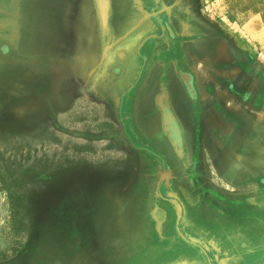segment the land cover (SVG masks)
Listing matches in <instances>:
<instances>
[{"label":"rangeland","instance_id":"1","mask_svg":"<svg viewBox=\"0 0 264 264\" xmlns=\"http://www.w3.org/2000/svg\"><path fill=\"white\" fill-rule=\"evenodd\" d=\"M199 2L264 60V0ZM24 3L21 52L27 57L19 58L13 31L0 32V264H166L163 254L173 242L161 239L151 211L159 179L173 186L181 178L168 165L163 169L161 157L171 154L157 155L160 145L138 121L150 114V105L138 108L146 91L130 96L126 107L127 85L112 89L106 79L100 92L89 90L78 78L86 64L51 55L61 48L52 50L49 38L63 30ZM165 194L175 192L165 188ZM255 228L261 250L254 261L245 251V264H264V220ZM211 237L197 238L207 243ZM208 248L209 256L222 254ZM199 252L184 251L176 264H204Z\"/></svg>","mask_w":264,"mask_h":264},{"label":"crops","instance_id":"2","mask_svg":"<svg viewBox=\"0 0 264 264\" xmlns=\"http://www.w3.org/2000/svg\"><path fill=\"white\" fill-rule=\"evenodd\" d=\"M101 1L105 3V0H29L33 14L41 13L45 24L53 23L63 30L49 38L52 50L61 48V52L52 51L57 54L51 55H62L58 60L63 63L87 65L84 72L79 73V79L87 80L100 65L107 37L116 32L112 29H116L119 15L124 19L129 13V0L121 1V11L115 0H108L106 31ZM23 6L24 0H0V32L13 31L21 59L27 57L21 52ZM220 47L219 41L211 38L179 40L173 48L177 49L184 70L193 76L195 98L187 93L184 81L176 75L173 76L178 94L173 88L172 75H168L171 77L166 85L171 87L172 108L185 144L184 155L195 156L196 171L198 176L201 174L197 183L203 190L213 189L214 196L221 199L209 208L210 200L202 197L197 215L216 216L218 210L222 214L229 213L233 210L229 203L238 200L247 203L241 208V213L247 210L242 216L254 223L260 222L264 220V61L240 48L235 55L223 53ZM152 63L159 68L161 62L153 60ZM165 75L161 76L162 82ZM154 90L152 98L158 95L157 89ZM143 94H146L143 99H148L147 93ZM149 128L148 124L144 130ZM170 145L169 154L178 155ZM249 233L259 235L258 244L252 242L245 247L250 260L254 261L261 249L262 233H258L255 226L251 231L239 230V234L249 236Z\"/></svg>","mask_w":264,"mask_h":264},{"label":"flooded vegetation","instance_id":"3","mask_svg":"<svg viewBox=\"0 0 264 264\" xmlns=\"http://www.w3.org/2000/svg\"><path fill=\"white\" fill-rule=\"evenodd\" d=\"M121 1L115 0L119 11L123 10ZM129 2V13H126L124 19L119 15L118 24H115L116 29H112L116 32L107 37V44L103 48L102 61L87 79L88 89L94 93L100 92L104 85L102 82L106 79L107 82L105 83H108L112 89L127 85L128 88L124 97V101L126 98L127 102L126 107L132 101V95L137 94L139 90L146 91L148 99H143L138 108L141 109V105L144 106L143 108L150 105V110L148 109L150 114L146 118L140 114L141 117L138 121L140 122L141 119L143 126L147 128L149 124L150 128L143 131L145 135L152 137V143L156 142L160 145L158 149L161 151L157 155H168L172 151L170 143L173 148L174 145L164 127L163 114L158 106L159 97L163 93H167L170 106L173 107L170 97L171 87L166 85L168 78L171 77H168V75L180 77L184 81L187 93L193 98H195L196 92L193 76L190 72L184 70L178 51L173 48V45L185 38H188V40L211 38L219 41L223 53L232 52L238 55L240 49L248 53L254 52L245 43L240 42L231 35L210 14L206 13L199 0H129ZM106 31H108V26ZM153 60L161 62L159 68L153 66ZM114 71H118V75L113 79L112 73ZM151 71H154V74L148 82L150 79L148 74ZM164 74L167 75L164 76L165 79L162 82L163 77L161 76ZM130 75L133 76L131 80ZM146 75L148 76L147 80ZM124 76H127L125 80ZM172 80L173 88L178 94V88L174 84V76ZM155 88L158 95L156 98H152ZM124 103L122 102V108H124ZM172 112L178 120L173 108ZM129 121L128 115L121 118V122L125 125H128ZM158 130L159 132L156 133ZM147 143L148 145L151 144ZM165 157L168 161L161 157V161L164 163L163 169H166L168 165L181 178V181H175L173 186L171 183L169 185L167 181L159 179L156 186V192L159 194L158 201H156L157 205L151 211V217L157 229L160 233H163L161 239L163 241L168 239L173 242L171 244L173 249L168 250V254H163L167 256L166 264H176L177 261L182 260L184 251L191 253L201 251L199 253L203 255L201 260L204 264H245V258H242L246 251L245 247L252 244V242L257 243L259 236L258 234L254 235V233H249V236L239 234L241 228L251 231L255 224L259 223V221L254 223L253 220H247L240 215L241 208L247 206V203L238 202V200L229 203L233 210L222 217L219 216V214H222L219 210L216 216L207 213L198 216V202L202 200V197L210 200L208 201V205L211 203L209 208L212 207V203L220 202L221 199L214 196L213 189L203 190V187L197 183V179L200 178L201 174L198 176L196 171L194 155ZM187 172L191 174L188 186L183 179L188 176L186 175ZM165 188H170L175 194L166 195ZM166 191L168 192V190ZM257 232L259 233V231ZM200 235L213 237L208 239L207 243H203L197 238ZM211 239H215V241ZM175 240L178 242L174 243ZM215 242L218 247L214 246ZM209 246L216 248L222 254L209 256L207 252ZM172 251L177 255L173 256ZM234 253H237V255ZM4 264H17V261Z\"/></svg>","mask_w":264,"mask_h":264},{"label":"water","instance_id":"4","mask_svg":"<svg viewBox=\"0 0 264 264\" xmlns=\"http://www.w3.org/2000/svg\"><path fill=\"white\" fill-rule=\"evenodd\" d=\"M108 11V0H105V3H102L101 1V16L104 30H107L108 26ZM158 104L163 114L164 127L168 132L169 136L171 137V141L174 145V148L180 157H184L185 144L183 140L182 130L175 114L172 112V108L168 101L167 93H163L159 97Z\"/></svg>","mask_w":264,"mask_h":264},{"label":"bare ground","instance_id":"5","mask_svg":"<svg viewBox=\"0 0 264 264\" xmlns=\"http://www.w3.org/2000/svg\"><path fill=\"white\" fill-rule=\"evenodd\" d=\"M102 3H104V2H102Z\"/></svg>","mask_w":264,"mask_h":264}]
</instances>
